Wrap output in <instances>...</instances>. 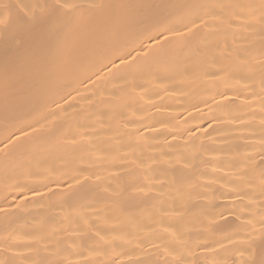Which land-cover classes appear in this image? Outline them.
I'll return each instance as SVG.
<instances>
[{"label":"bare ground","instance_id":"6f19581e","mask_svg":"<svg viewBox=\"0 0 264 264\" xmlns=\"http://www.w3.org/2000/svg\"><path fill=\"white\" fill-rule=\"evenodd\" d=\"M0 264H264V0H0Z\"/></svg>","mask_w":264,"mask_h":264}]
</instances>
